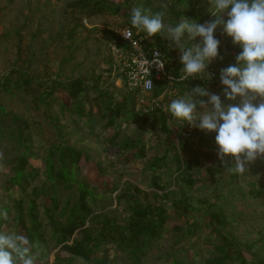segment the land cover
Masks as SVG:
<instances>
[{
  "label": "rangeland",
  "instance_id": "rangeland-1",
  "mask_svg": "<svg viewBox=\"0 0 264 264\" xmlns=\"http://www.w3.org/2000/svg\"><path fill=\"white\" fill-rule=\"evenodd\" d=\"M75 1L0 0V80L12 68L26 69L34 78L32 84L24 87L15 86L9 91L0 88V103L10 112L9 117L17 114L26 120L27 123H19L23 136H29L22 144L8 136L0 141V212H3L1 208H5L9 214V219L3 222V229L23 234L13 219L16 211L14 201L21 192L11 177L15 158L25 150L24 144L29 146L30 165L40 173L45 150L51 144L66 143L90 155V160L82 159L80 166L88 184L98 195L96 213L119 220L127 218L129 201L155 202L151 193L156 187L151 183L153 172L148 166L155 158L164 157L156 174L166 188L167 197L160 196L158 200L166 204L169 217L161 237L152 244L142 264H169L175 253L182 256L187 252L191 257L193 252H197L198 257L215 254L213 246L221 242V237L209 225L210 218L205 210L210 204H218L223 210L228 219L223 232L230 233L239 242L247 259L251 258V254L264 257V159L249 164L248 173L229 172L218 158L214 132L201 131L187 122L182 126L173 123L169 125L170 131L165 132L159 118L149 114H142L139 118H119L118 127L108 126L106 119H101V110L97 105L99 98L92 88H86L85 102L80 105L84 113L80 115L76 106L78 100L71 99L64 90L54 87L53 81L82 76L85 83L93 82L98 89L108 87L115 101L126 96L124 88L112 81L108 74L110 35L107 32L127 26L123 15L126 9L116 15H90ZM126 1L131 9L142 6L151 13L164 10L162 5L168 4L166 24L179 23L182 18L198 22L188 12L200 14L203 17L200 24L215 19L211 14L210 0ZM223 19L226 22L227 16ZM187 35L185 33L183 39L186 40ZM215 37L221 41L219 53L223 59L211 62L218 71L213 84L204 85L200 79L178 83L174 92L163 99L162 107L197 86L220 95L225 104L232 103L223 95L220 72L234 65L232 60L240 47L224 33L223 25L218 26ZM163 39L169 46L175 45ZM199 42L197 37L189 42V46ZM136 97L133 99L136 111L151 108L150 94ZM197 110L200 111L199 106ZM9 117L8 123L13 125ZM170 119L173 118L168 113V121ZM115 130H118V135L114 142L139 138L144 143L145 155L137 157L136 149L119 153V148L107 139L113 137ZM176 151L180 152L183 160L191 163L187 171L192 179L189 183L184 178L186 173H177V162L173 158ZM234 163L231 156L227 157L228 167L234 166ZM41 182V175L29 181L27 191L30 192L34 185ZM113 183L117 184L115 189H112ZM135 186L143 192L136 191ZM158 192L161 193V190ZM183 196L194 206L193 209L176 210L172 205V199ZM37 201L41 202V198ZM38 209L41 219H44L42 206ZM193 221H197L200 227L196 233L189 234ZM104 247L109 254L107 264L129 262L126 253L115 251L108 244ZM58 250L59 247L54 248L44 260L36 258V264H54V254ZM97 253L100 254L101 250ZM71 264L84 263L75 259Z\"/></svg>",
  "mask_w": 264,
  "mask_h": 264
},
{
  "label": "trees",
  "instance_id": "trees-1",
  "mask_svg": "<svg viewBox=\"0 0 264 264\" xmlns=\"http://www.w3.org/2000/svg\"><path fill=\"white\" fill-rule=\"evenodd\" d=\"M75 4L86 8L90 15L101 13L116 15L125 8L124 24L132 30H136L130 24L131 8L127 6L126 0L121 2L77 0ZM188 13L197 18V23L203 19L200 14ZM107 32L110 39L117 38L119 40L113 31L107 30ZM153 39L168 52L169 44L161 35L156 34ZM241 51V48L237 50L232 60L234 65L236 56ZM33 82L34 78L26 69L12 68L2 75L0 88L9 91L12 87H24ZM53 83L54 87L64 90L71 99L78 100L76 106L80 115L84 113L80 105L85 102L86 88H92L99 98L97 105L101 110V119H106L108 126L118 127L119 118H139L142 114H149L159 118L160 125L165 132L170 131L168 113L162 111V107L153 106L147 111H136L134 96L130 93L126 92V96L122 100L115 101L111 93L108 92V87L98 89L93 82L85 83L82 76L65 81H53ZM164 85L163 82L157 84L153 95H159ZM9 113L0 103V141L8 136L22 144L29 139V136H23V128L19 122H27L17 114H12L9 117ZM8 117L13 125L8 123ZM117 135L118 130H115L113 137L107 139L112 145L119 148V153L123 154L125 151L136 149L137 157L145 155V147L141 139L124 138L116 143L114 139ZM24 147L25 150L15 158L14 174L11 177L12 182L19 186L21 192L14 201L16 211L13 219L15 225L23 231V235L38 245L33 249L36 258L44 260L54 248L59 247L58 252L54 254V264H71L75 259H80L84 264H107L109 263V254L104 245L108 244L115 251L127 254L129 262L125 264L143 263L152 244L161 237L169 217L166 204L158 200L160 196L167 197L166 188L160 183L159 175L156 174L164 157L155 158L148 166L153 172L150 177L151 183L156 187V190L151 193L155 202L131 200L128 203L127 218L119 220L104 213H96L98 195L88 184L87 177L80 166L82 159L90 160L88 152L66 143L51 144L45 150L46 153L42 158L43 169L39 173L37 168L30 165L27 154L29 146L24 144ZM173 158L177 162V173H186L185 181L191 182L192 179L187 172L191 167L190 161L183 160L179 151L175 152ZM99 171L103 173V169L100 167ZM39 175L42 176V182L34 185L28 192L29 181ZM116 187L117 184L113 183L112 189ZM135 190L143 192L137 186H135ZM158 190H161V193ZM63 193L65 196H62ZM38 198H41V202L37 201ZM172 205L176 210L194 208L185 196L172 199ZM38 206H42L44 219L40 217ZM1 209L2 211L7 210ZM205 211L210 218L209 225L221 237V242L213 246L215 254L198 257L197 252H193V257H191L187 252L182 256L175 253L169 264H264V257H259L256 254H251V258L247 259L239 242L230 233L223 232L228 219L218 204H210ZM4 221L6 220L0 216V230L3 231H5L3 229ZM199 227V223L193 221L189 227L190 230H188L189 234L196 233ZM100 250L101 253L98 254L97 252ZM62 252L66 254H61Z\"/></svg>",
  "mask_w": 264,
  "mask_h": 264
},
{
  "label": "clouds",
  "instance_id": "clouds-1",
  "mask_svg": "<svg viewBox=\"0 0 264 264\" xmlns=\"http://www.w3.org/2000/svg\"><path fill=\"white\" fill-rule=\"evenodd\" d=\"M210 3L215 19L203 24L187 18H182L179 23L166 24L164 20L168 4L162 5L164 10L154 13L142 6H134L130 13V24L146 33L147 37L159 34L175 43L184 66L178 77L180 82L190 77L212 79L207 72L209 64L214 59H223L219 53L221 41L215 37L218 26L223 25L224 33L239 45L242 51L236 56V64L220 72L223 95L232 103L225 104L220 95L197 86L185 96L172 99L170 104L162 107V111L171 114L173 119L168 121L169 125L176 123L182 126L187 122L193 128L216 133L215 143L221 163L229 172L244 174L248 173L249 164L264 159V0H210ZM225 15L226 22L223 19ZM185 33L188 34L186 40L183 39ZM121 34L125 38L132 35L130 29L122 30ZM197 37L200 42L189 46V42ZM153 65L158 70L164 67L161 59L147 61L143 68L145 76H150ZM132 80L131 87L140 83L135 74ZM142 86L150 91L153 88L152 80L144 79ZM229 156L234 159V166H227ZM0 216L6 221L9 219L7 211L0 212ZM36 247L38 245L26 235L0 230V264H36V254L33 252Z\"/></svg>",
  "mask_w": 264,
  "mask_h": 264
},
{
  "label": "built area",
  "instance_id": "built-area-1",
  "mask_svg": "<svg viewBox=\"0 0 264 264\" xmlns=\"http://www.w3.org/2000/svg\"><path fill=\"white\" fill-rule=\"evenodd\" d=\"M124 29L131 30V38H125L121 34V31ZM113 32L119 40L117 38L110 39L108 44V74H110L112 81L123 87L125 92L130 93L134 97L150 94L151 107L157 106L158 101L159 107H162L163 100H160V98L171 95L175 90L176 84L180 82L178 81V77L181 75V70L184 67L180 62V50L176 45H173L168 46L167 52L153 38L147 37L146 34H143L142 31H138L137 29L132 30L128 26H124L120 30H113ZM154 59H161L163 61V69L158 70L153 65L150 69V76H145L143 68L146 66V62ZM216 70L215 64L210 63L207 72L211 74V80H202L200 78L192 79L190 77L189 81H199L200 79L204 85H212L215 81ZM133 74L140 81L136 87L130 86L134 82L132 80ZM144 79L152 80L153 88L150 91L143 88ZM160 82H163L165 85L161 90L162 92L154 96L153 91Z\"/></svg>",
  "mask_w": 264,
  "mask_h": 264
}]
</instances>
